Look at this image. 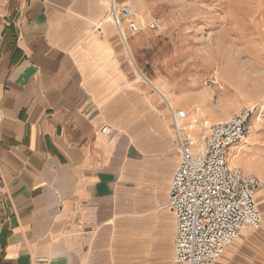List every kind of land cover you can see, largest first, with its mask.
Segmentation results:
<instances>
[{
  "label": "crops",
  "instance_id": "crops-1",
  "mask_svg": "<svg viewBox=\"0 0 264 264\" xmlns=\"http://www.w3.org/2000/svg\"><path fill=\"white\" fill-rule=\"evenodd\" d=\"M111 1L0 0V264H177L171 116Z\"/></svg>",
  "mask_w": 264,
  "mask_h": 264
},
{
  "label": "rangeland",
  "instance_id": "rangeland-1",
  "mask_svg": "<svg viewBox=\"0 0 264 264\" xmlns=\"http://www.w3.org/2000/svg\"><path fill=\"white\" fill-rule=\"evenodd\" d=\"M119 1L130 4L140 19L160 22L156 29L132 36V51L144 76L162 89L174 111H187L181 121L185 134L202 143L210 123L226 119L243 106H254L249 132L231 148L229 162L264 180V39L259 22L264 0H201L204 5L212 3L219 16L231 12L233 30L223 33H219L218 21L211 22L210 29L204 20L193 21L197 14H191L192 0ZM126 55L130 59L127 51ZM138 78L170 117L171 110L169 114L156 88ZM236 152L238 161L232 159ZM258 205L263 214L261 226L246 227L236 241L243 251L241 260L237 259L240 264H264V211L259 201Z\"/></svg>",
  "mask_w": 264,
  "mask_h": 264
},
{
  "label": "built area",
  "instance_id": "built-area-1",
  "mask_svg": "<svg viewBox=\"0 0 264 264\" xmlns=\"http://www.w3.org/2000/svg\"><path fill=\"white\" fill-rule=\"evenodd\" d=\"M112 21L121 31L122 17L133 34L156 29V19H140L128 4L112 6ZM254 106H243L224 120L214 121L202 143L184 133V109L171 112L180 152L169 185L168 207L174 214L177 264H213L245 227L259 228L263 214L257 193L264 180L229 162L232 147L247 136Z\"/></svg>",
  "mask_w": 264,
  "mask_h": 264
},
{
  "label": "bare ground",
  "instance_id": "bare-ground-1",
  "mask_svg": "<svg viewBox=\"0 0 264 264\" xmlns=\"http://www.w3.org/2000/svg\"><path fill=\"white\" fill-rule=\"evenodd\" d=\"M203 1V0H202ZM229 2L230 1H238V0H228ZM231 3V2H230ZM211 4L212 3H210V6L209 5H204V4H201V0H192V2H191V4H190V10H191V14L192 15H194V14H197V15H194V17H193V21H200V20H204V26H205V28L206 29H210L211 28V22L213 23L214 21H218L219 22V27H220V30H219V33H223L224 31L225 32H229V31H232L233 30V27L230 25V23L232 22V19H233V17H232V14L230 15V13H222L221 14V16H219V12H218V14H217V12H216V9L215 8H212L211 7ZM114 5V3L111 1V10H112V6ZM213 5V4H212ZM237 5H239V3L237 4ZM232 6H233V4H232ZM131 7V6H130ZM215 7V6H214ZM132 8V7H131ZM258 8V7H257ZM133 9V8H132ZM242 10V9H241ZM261 10V9H260ZM257 11H259V10H257ZM257 11H256V13H257ZM262 11V10H261ZM263 13H264V8H263ZM198 14H200V15H198ZM258 14V13H257ZM111 15V19H112V13L110 14ZM191 15V16H192ZM237 15V14H236ZM263 16V18H261V20L259 21V22H261L262 23V25L261 26H263L262 28V30H261V32H263L262 34H263V39H264V14L262 15ZM138 17H139V13H138ZM245 18V17H244ZM247 18V17H246ZM216 19V20H215ZM251 20H253V18L251 19ZM256 19H254V21H255ZM257 21V20H256ZM257 24H258V22H257ZM259 25V26H260ZM238 27V26H237ZM125 34V33H124ZM262 39V38H261ZM261 50L259 49L258 50V53L260 52ZM256 52V51H255ZM154 87H155V85L154 84H152ZM158 89V91L159 92H161L162 93V95L164 96V97H166L165 96V93L158 87L157 88ZM168 107H169V109L171 110V112H176V111H174V107L171 105V104H169L168 103ZM186 113H187V111H186ZM237 153V152H236ZM239 156V154L237 153V154H234L233 156H232V159H235L236 161H238V157ZM238 163V162H237ZM249 173V172H248ZM262 192H264V191H262ZM258 201H259V204H261V207L263 208V211H264V193H262L260 196H258ZM246 228V227H245ZM245 228H243V229H245ZM242 229V230H243ZM242 230H241V232H242ZM240 232V233H241ZM240 233H239V235H240ZM239 235L237 236V238L239 237ZM247 235V234H246ZM236 238V239H237ZM248 238H250L249 236L248 237H244L243 238V240L245 241L246 239H248ZM236 239L234 240V241H236ZM233 241V242H234ZM232 242V243H233ZM231 243V244H232ZM230 244V245H231ZM244 244H246V243H244ZM229 245V246H230ZM228 246V247H229ZM231 250H229V251H227V252H225L224 254H222L223 255V258H222V260L223 259H225V258H227V262H233V261H235V255H234V253L236 252V253H239V254H243V251H242V249L240 248V246H238V245H235V247H233V248H230ZM221 255V256H222ZM220 256V257H221ZM220 257H218V259L220 258ZM217 259V260H218ZM216 260V261H217ZM215 261V262H216ZM214 262V263H215ZM213 263V264H214Z\"/></svg>",
  "mask_w": 264,
  "mask_h": 264
}]
</instances>
